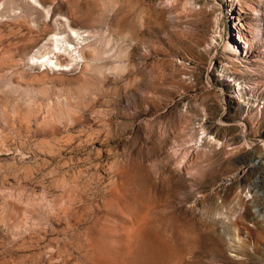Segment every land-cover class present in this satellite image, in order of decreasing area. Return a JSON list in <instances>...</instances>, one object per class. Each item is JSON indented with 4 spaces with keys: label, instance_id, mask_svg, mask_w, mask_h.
<instances>
[{
    "label": "rangeland",
    "instance_id": "1",
    "mask_svg": "<svg viewBox=\"0 0 264 264\" xmlns=\"http://www.w3.org/2000/svg\"><path fill=\"white\" fill-rule=\"evenodd\" d=\"M0 264H264V0H0Z\"/></svg>",
    "mask_w": 264,
    "mask_h": 264
},
{
    "label": "bare ground",
    "instance_id": "2",
    "mask_svg": "<svg viewBox=\"0 0 264 264\" xmlns=\"http://www.w3.org/2000/svg\"><path fill=\"white\" fill-rule=\"evenodd\" d=\"M34 2H36V0H34ZM239 20L237 19L236 21H239ZM219 22H220V20H218V21L216 20V22H215V25H217V33L220 32V30L218 29L219 28ZM241 28H242V26L239 27V29H241ZM71 31L73 32L74 35H76V39H77V37H80V36H77V32L76 31H73V30H71ZM59 36H60V34L56 33L54 35V37L49 38L50 39L48 41L49 43L46 41L48 44L45 45L43 50L39 49L37 51V54L33 55L31 57V60H37L38 61V58L42 57V58L46 59L45 60L46 65L45 66H49V64H53L55 67H61L62 66V62H65V61H68L69 65H70L72 63L78 62L79 60H82V58H83L82 54H81V52H79L80 50L79 51L77 50L78 49L77 46L75 47V43H74V45H71V44H69V42L67 40H64L65 37L63 38V40H61L59 38ZM69 38H71V36ZM236 39L241 41V37L239 36V34H237ZM64 41L66 43L65 46L63 45ZM78 44H79V42H78ZM78 44H76V45H78ZM243 44L245 45V43H243ZM52 45H53V47H52ZM54 47H56V52L53 51ZM51 48H53V49H51ZM50 55H52V57H50ZM53 60H55V61H53Z\"/></svg>",
    "mask_w": 264,
    "mask_h": 264
}]
</instances>
